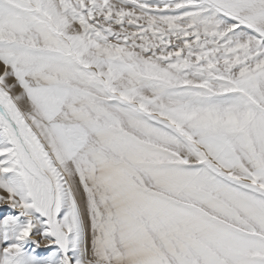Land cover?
I'll list each match as a JSON object with an SVG mask.
<instances>
[{"label": "snow or ice", "instance_id": "obj_1", "mask_svg": "<svg viewBox=\"0 0 264 264\" xmlns=\"http://www.w3.org/2000/svg\"><path fill=\"white\" fill-rule=\"evenodd\" d=\"M0 264H264V0H0Z\"/></svg>", "mask_w": 264, "mask_h": 264}, {"label": "rangeland", "instance_id": "obj_2", "mask_svg": "<svg viewBox=\"0 0 264 264\" xmlns=\"http://www.w3.org/2000/svg\"><path fill=\"white\" fill-rule=\"evenodd\" d=\"M7 206H5V205H0V208H6Z\"/></svg>", "mask_w": 264, "mask_h": 264}]
</instances>
